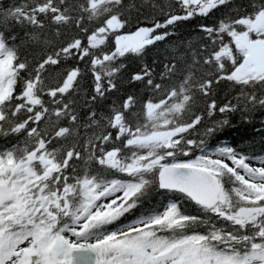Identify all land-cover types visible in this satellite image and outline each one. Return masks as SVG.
Listing matches in <instances>:
<instances>
[{
    "label": "trees",
    "instance_id": "1",
    "mask_svg": "<svg viewBox=\"0 0 264 264\" xmlns=\"http://www.w3.org/2000/svg\"><path fill=\"white\" fill-rule=\"evenodd\" d=\"M262 14L264 0H198L192 8L180 0H0V46L15 48L29 65L14 86L23 89L31 79L41 100L30 104L13 93L0 102V179L33 187L44 202L16 219L2 215L0 264L41 229L63 238L75 228V237L95 242L113 229L118 240L139 229L128 235L151 233L150 240L178 244L173 252L190 248L180 241L203 236L200 245L211 251L201 248L194 258L206 264H230L234 254L244 263L264 262V174L253 167L264 164V74L237 72L245 58L237 38ZM113 19L119 28L91 46ZM142 27L155 40L136 51L115 49L116 36ZM253 38L263 39L264 27ZM49 54L61 63L37 68ZM4 86L13 83L5 78ZM156 134L166 135L150 139ZM111 149H119L115 167H98L96 159ZM170 163L209 168L223 189L218 207L161 190L157 175ZM89 180L96 189L111 182L103 197L115 195L112 208L128 209L113 225L88 219L95 214L86 207ZM130 188L136 191L126 198ZM243 208L260 213L233 221ZM94 245L111 260L112 241ZM135 256L116 253L117 264H134Z\"/></svg>",
    "mask_w": 264,
    "mask_h": 264
},
{
    "label": "snow or ice",
    "instance_id": "2",
    "mask_svg": "<svg viewBox=\"0 0 264 264\" xmlns=\"http://www.w3.org/2000/svg\"><path fill=\"white\" fill-rule=\"evenodd\" d=\"M32 39L39 42L42 37L40 34H33ZM46 42V41H45ZM52 64L54 66L59 65L61 62L59 59L53 58L50 54L43 56L37 68H44L48 64ZM28 63L21 61L18 55V52L15 48H10L6 46H0V91L4 92V97L0 99V102L6 101L7 97L13 93L16 94V99H27L30 104H39L41 100L38 96L35 95V85L31 79H25L24 88L20 89L14 86L13 78L16 76L24 75L26 70L28 69ZM66 76L70 75L69 73H65ZM10 83H13V86L5 87L4 79ZM37 83H43L40 75L36 76ZM68 81L65 80L64 84H67ZM63 92L64 88L60 87L59 89H51L46 95L55 96L57 92ZM163 103V101H161ZM159 106V105H157ZM214 106V102H213ZM151 108V105L149 106ZM223 111V108H221ZM39 115V114H38ZM32 131V130H30ZM132 141H128V144H131ZM191 143V141L189 142ZM119 149H111L107 151L104 155L96 159V164L98 167H115L116 161L113 159L118 155ZM187 155V154H186ZM72 152L68 153V157L71 158ZM76 157L79 158V153L76 154ZM189 165H172L171 168L165 167L164 172H170L171 169L175 167H188ZM53 167L55 165L53 164ZM134 167H136L135 162L128 165V171H131ZM227 167V165H225ZM164 172L161 173V180H163ZM240 179V177H237ZM115 183V182H114ZM161 188L167 187L165 183L161 182L159 185ZM136 191V188H130L126 190L123 195L126 198H130L133 195V192ZM200 203H205V201H199ZM116 204V200L109 201L106 205H103L104 210H98L94 215H90L88 219L93 222L94 225L104 226V225H113L115 221H117L128 209H123L117 207L112 208V205ZM185 219H188L185 217ZM131 223V222H130ZM154 224L161 223L160 220H154ZM239 223V221H238ZM91 226V225H89ZM45 230L41 229L39 234H37L34 243L45 250L51 249L56 246L58 242L61 241V237H45L43 235ZM139 232V229L129 228L126 233H120V236L123 239H117V232L115 229L111 230L108 234L104 235L102 239L97 240L94 246L98 245H106L109 241H112L114 244L113 256L111 260L107 258V250H101V255L104 257L103 259L98 261V264H117L116 253L123 254L125 252H133L137 254L139 259H137L134 264H164L165 258H168V254L172 253L178 257V259L172 260L171 264H204L203 260L195 259V254L201 250L204 252L211 251L207 247H203L200 245V241L205 239L203 236L197 237H188L185 240L179 242V244H190V248H186L183 251L173 252V249L178 248V244H168L164 240H150L151 233H144L142 235H134L129 236L128 233ZM145 249H151V251H145ZM2 251V250H0ZM218 255V254H217ZM235 256V254H234ZM233 257H229L230 264H244L243 261L235 259ZM20 264V262H17ZM44 264H48L46 260ZM51 264H60V262L55 258H51ZM119 264H124L123 261H119Z\"/></svg>",
    "mask_w": 264,
    "mask_h": 264
},
{
    "label": "rangeland",
    "instance_id": "3",
    "mask_svg": "<svg viewBox=\"0 0 264 264\" xmlns=\"http://www.w3.org/2000/svg\"><path fill=\"white\" fill-rule=\"evenodd\" d=\"M188 2H197L198 0H186ZM117 27L116 21H110L107 25V29L102 30L100 34L96 35L92 41L94 43H100L103 41L108 40V33ZM264 27V14L259 15L258 18L253 21L250 25L251 32L241 35L237 38V42L239 46L245 52V58L242 65L238 69V74L245 75L247 73H253L255 75L263 74L264 73V38L263 39H255L253 37L256 36V32L258 30H262ZM144 31V32H142ZM138 33L134 35H127L121 36L115 39L116 49L119 51L123 50H136L143 46L148 40H150V30L148 28H141ZM144 34V35H143ZM143 35V37H142ZM144 38V42L136 48H130L134 43L135 45H139ZM127 51V50H126ZM4 79V78H3ZM264 173V167L262 168ZM240 218H249L252 215L251 211H240L238 213ZM30 241L25 242L21 246H19L18 250L16 251V259L12 262L7 264H16L17 260L27 258L26 261L22 262V264H27L29 262V253L31 250ZM70 242L73 245H78L80 243L76 238H71ZM91 243V242H87ZM51 252L53 254H63L64 253V246L61 242H58L55 247L52 248ZM23 261V260H22ZM39 264V262H38ZM166 264V263H165Z\"/></svg>",
    "mask_w": 264,
    "mask_h": 264
},
{
    "label": "water",
    "instance_id": "4",
    "mask_svg": "<svg viewBox=\"0 0 264 264\" xmlns=\"http://www.w3.org/2000/svg\"><path fill=\"white\" fill-rule=\"evenodd\" d=\"M165 167L171 168V165ZM165 167L158 175L159 185L161 182L168 185L162 189L181 192L206 208H211L218 202L219 182L208 170L188 166L175 167L170 172H164ZM162 172H164L163 180H161ZM10 196L7 186L0 183V201ZM97 261V254L92 249L78 248L69 252L68 262H60V264H97Z\"/></svg>",
    "mask_w": 264,
    "mask_h": 264
},
{
    "label": "bare ground",
    "instance_id": "5",
    "mask_svg": "<svg viewBox=\"0 0 264 264\" xmlns=\"http://www.w3.org/2000/svg\"><path fill=\"white\" fill-rule=\"evenodd\" d=\"M126 156V155H125Z\"/></svg>",
    "mask_w": 264,
    "mask_h": 264
}]
</instances>
